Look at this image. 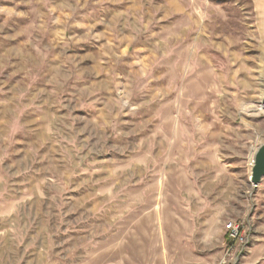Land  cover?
Listing matches in <instances>:
<instances>
[{"label": "rangeland", "instance_id": "374dc122", "mask_svg": "<svg viewBox=\"0 0 264 264\" xmlns=\"http://www.w3.org/2000/svg\"><path fill=\"white\" fill-rule=\"evenodd\" d=\"M263 5L0 0V127L11 144L0 143V186L19 192L34 179L38 192L19 195L45 197L54 183L75 232L57 237L53 264H260L264 193L231 139L253 108L264 112ZM19 147L39 152L22 162ZM220 157L246 163L219 179ZM245 218L251 241L236 260L225 224ZM15 222L0 220V238L18 228L16 242L30 241L28 221Z\"/></svg>", "mask_w": 264, "mask_h": 264}, {"label": "crops", "instance_id": "0c3cea01", "mask_svg": "<svg viewBox=\"0 0 264 264\" xmlns=\"http://www.w3.org/2000/svg\"><path fill=\"white\" fill-rule=\"evenodd\" d=\"M253 110L255 112L250 113V118H252V121L248 120V122H243L242 125H239V132L237 133L239 134V136H234L231 139V142H233V144L235 141L237 142V144H239L241 151L243 150V153L247 158L248 163L245 167H243L241 173L247 174L248 177L251 174V162L253 160V156L258 146L264 142V123H262V120L264 119V112L262 113V111H257L255 108H253ZM242 128H246V131H244V129ZM4 132L5 131L3 130V127H0V143L1 141L3 142L2 146L5 147L6 150V147H11V144L7 145L5 141L6 134ZM68 151H70V154L75 155L77 151L80 150L77 149L76 151L74 149H71ZM19 152L22 156V162H26L28 159L30 163L33 154H36L35 152H39V149L37 147H35V149H32L30 147H19ZM88 154H90V152ZM223 157H220V164L224 165V167H222L223 171H221L223 172V174L221 173V175L216 176V178L219 179H228V175L230 173H234L232 172V168L234 166H241L243 163H246V160L238 162L239 160H226ZM35 182L37 181L32 179L27 184H29V186L30 184H32L33 188H35L38 192V187H35V185H37ZM8 183L9 185H7L6 182H3V187L0 186L2 188V193H4L3 195L6 199L4 204L0 205V220L6 218L15 219L16 225H18V220L28 221L26 227L23 229V235H29L31 238L30 241H25L23 243L24 245L20 243V240L16 242L15 235H22L18 228L15 229L13 234L8 233L10 235L9 237H1L0 264H53L54 261L51 254L58 253V251L53 250V246H56L55 243H58L57 237H59L60 240L65 241L66 234L75 232L73 229L65 226L67 225L66 223H62V220L65 221V217L60 210V206H55L54 199L53 197H51L52 189L50 191V187L52 188V185L54 186V183L48 181L41 186V192L45 194V197L37 196V192H35L36 195L30 197L23 196L22 194L19 195L22 190H25L27 184L26 186H19V192H15L12 189V185H10L11 182ZM207 185L208 183L205 184V187H207ZM257 190L260 193H264V178L262 183H260V185L257 187ZM42 201H44L45 203V206H43V208L40 205ZM82 201L83 200H81V202ZM222 203L229 204V197L227 200L225 199L224 201H222ZM80 204L81 203H79V205ZM226 213L230 214L231 212L227 210L225 211V214ZM66 219L80 220L76 217H68ZM54 220H57L58 222L55 224ZM11 236L14 237L11 238ZM49 258H51L50 263H48ZM63 260H65V257L63 258ZM260 264H264V254L260 258Z\"/></svg>", "mask_w": 264, "mask_h": 264}, {"label": "built area", "instance_id": "2783aa9c", "mask_svg": "<svg viewBox=\"0 0 264 264\" xmlns=\"http://www.w3.org/2000/svg\"><path fill=\"white\" fill-rule=\"evenodd\" d=\"M225 228L229 241L226 247L228 255L234 253V255L231 256L237 257V260L238 257L244 254L246 247L251 241L252 233L250 223L247 221V218L242 220L231 219L225 224ZM236 260L234 262H236Z\"/></svg>", "mask_w": 264, "mask_h": 264}, {"label": "water", "instance_id": "95a60500", "mask_svg": "<svg viewBox=\"0 0 264 264\" xmlns=\"http://www.w3.org/2000/svg\"><path fill=\"white\" fill-rule=\"evenodd\" d=\"M263 21L261 24V35L263 40V51L261 57L260 65V76H261V102L264 105V5H263ZM264 178V142L261 143L253 157V162L251 166V183L257 187L260 185Z\"/></svg>", "mask_w": 264, "mask_h": 264}]
</instances>
